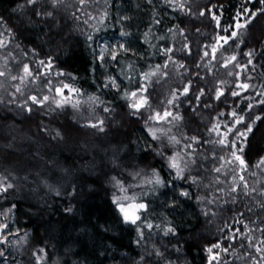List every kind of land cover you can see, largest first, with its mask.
<instances>
[{"label":"trees","instance_id":"trees-1","mask_svg":"<svg viewBox=\"0 0 264 264\" xmlns=\"http://www.w3.org/2000/svg\"><path fill=\"white\" fill-rule=\"evenodd\" d=\"M49 11L52 16L43 15ZM249 17L246 27L235 28ZM122 29L127 51L117 52L105 69L97 59L99 43ZM221 36L230 38L224 43ZM0 40L6 43L0 48V71L6 73L0 76V179L13 185L0 197V213L18 233L0 244V264H207L205 249L215 243L221 245L214 249L219 264H264V253L249 243V237L253 245L264 240V165L256 167L264 158V104L258 103L264 96L257 95L264 93V0H62L55 8L50 0H0ZM41 60L52 62L48 75H39L48 71ZM24 64L33 77L11 79L23 75ZM157 65L156 75L145 80ZM106 73L119 90L104 87ZM60 82L80 89L74 97L79 107L53 102L61 99L55 92ZM240 83L250 87L242 90ZM141 85L150 107L133 115L123 92ZM30 96L49 100L33 104ZM90 96L99 99L93 103ZM164 110L182 119H148ZM233 110L246 123L262 117L243 145L247 170L226 163L232 149L210 132L216 123L221 131L225 124L244 130L245 124H232ZM99 120L103 131L90 126ZM149 128L167 136L157 132L153 140ZM177 152L184 179H174L167 167L165 157ZM153 169L164 186L147 183ZM122 184L125 194L147 204L140 215L153 227L141 225L142 237L113 203ZM169 227L175 233L165 235Z\"/></svg>","mask_w":264,"mask_h":264},{"label":"snow or ice","instance_id":"snow-or-ice-1","mask_svg":"<svg viewBox=\"0 0 264 264\" xmlns=\"http://www.w3.org/2000/svg\"><path fill=\"white\" fill-rule=\"evenodd\" d=\"M62 2V0H50L51 6L53 8H55L58 4H60ZM85 0H80V3H84ZM168 2L171 4L173 3V0H168ZM27 3L29 5H35L38 3V0H27ZM178 7H180L181 9L184 7V4L182 2H180L178 4ZM243 13H248L249 10L247 8H244L242 10ZM204 13L202 12L201 15H203ZM37 16L42 15L41 12L37 11L36 12ZM43 15H47V16H52V12H46L43 13ZM255 14L253 13V16ZM213 19L216 21L217 26H219L220 23V19L218 16H216L214 13L212 14ZM95 19V18H93ZM251 22V17H249L247 20L244 21V23H239L237 22L235 24V28L239 29V28H244L247 26L248 23ZM85 23H87V21H85ZM100 24L104 23V18L101 17ZM158 23V21H157ZM229 27H233L232 25H229ZM97 31H99V29H96ZM225 32L228 31V28L226 27L224 29ZM236 31H233L230 33V37H235L236 36ZM121 35H126V33H121ZM229 36H221L219 37L220 40H223L224 43H227L229 38ZM87 39L89 41H91L93 39L92 35H88ZM6 43L4 40H0V48L5 47ZM120 49L127 51V49H124V45L121 44L119 45ZM103 51H109L107 48L102 49ZM213 53L216 51L215 47H213L212 49ZM118 53H116L115 51H109V56L112 60H115L117 58ZM205 56L209 55L208 52L204 53ZM246 55H248L249 57L252 56V52L247 53ZM97 59L99 60H103V54L99 55L97 57ZM236 57L232 56L229 58V61H235ZM248 63H251V60L248 61ZM39 64L42 65L44 68H46L48 71L47 72H42L39 73V75H48L49 72H51V69L53 68L52 62L51 60L45 62L43 60L39 61ZM225 67L227 66L226 64L224 65ZM164 67H167V65H164ZM237 67H240L239 65H237ZM245 68L247 67V65L244 66ZM160 66L157 65L156 66V70L155 71H150L147 73L143 74V78L145 80H149L151 76L156 75V73L159 71ZM22 72L23 75L22 76H12L11 79L13 80H20L23 81L26 77H33V72L30 68V66L28 64H24L22 67ZM6 73L4 71H0V76H5ZM56 76H67L68 80L70 81H75L76 77L73 76L71 73H64V72H56L55 73ZM113 87V88H117L119 90V85L116 83V80L114 78H110L108 82H106L104 84V87ZM238 88L242 89V90H247L250 85L247 83H240L237 85ZM65 91H67L68 95H65ZM185 93L187 92V88H185ZM16 92H20V88L17 87L16 88ZM56 95L61 97V99L57 100L55 98H53V102L56 103L57 107H63L64 105H70L73 108H77L79 107L80 101L79 99H75L74 97H78L80 96L82 93L80 91L79 88L74 87L73 84L71 83H64V82H60V86L58 88L55 89ZM147 92V87L145 85H141L138 87L137 90L134 91H124L123 92V96L122 98L128 101V107L130 109L133 110L132 114L135 115L136 113H138L142 108H146V107H150L149 104V99L146 95H144V93ZM240 92L237 91H233L231 93V95L233 96H238L240 95ZM223 95V92H218L216 99H219L220 96ZM257 95H262L264 96V93H257ZM90 101H92L93 103H95L99 98L98 97H92L90 96L88 98ZM251 99V98H249ZM28 100H31V102L33 104H38V105H42L44 102L49 100L48 96H43V97H37V96H30L28 97ZM27 103V101H26ZM169 104L173 103V100H169L168 101ZM258 103L260 104H264V99H261ZM249 108L252 107V105H248ZM28 111H31V108L27 109ZM105 112L109 111V109L107 107H105L103 109ZM221 115H223V113H221ZM230 115L233 117L232 120V124L233 125H240V124H245V129L244 130H239L238 128L235 127H229L227 124H225L223 126L224 130L221 131V125L220 123H216L214 124L211 129L210 132L214 133L217 137H219V139L216 141V143H218L219 145H222L224 147L230 148L232 149L230 152V159H228L226 161V163L228 164H232L233 162H236V164L242 169V170H247L248 165L247 162L244 160L243 158V151H244V142L247 141L248 135L253 131V125L262 119L261 116H255L254 119L252 120L251 123H246L244 116L243 115H238L237 112H235L234 110L230 113ZM149 120L155 121L157 123H170L172 120H180L182 119V117H180L178 114L174 115L172 111L170 110H164L163 112H154L152 115H150L148 117ZM104 124L103 120H99L96 123L91 124V127L94 128H98L100 131H103V127L102 125ZM148 132L151 136V138L153 140H157L159 139V137L157 136V132H161L163 135L167 136V133L164 132L163 129H153V128H149ZM235 132V136L229 140V136ZM192 141L199 143V141L197 140V138L195 136L190 138ZM170 142H173L175 144H180V141L176 139L175 136H171L169 137ZM240 141V146L237 147V142ZM186 147H191V145H187ZM159 155L163 156L164 154L161 152L159 153ZM165 159L167 160V167L171 170H173L175 172V176L173 177L174 179H184V167L181 166V160L183 159L180 155L179 152L171 155V156H166ZM221 159L223 160L224 158L221 157ZM260 165H264V158H261L260 161L257 163L256 167H259ZM223 165H221V167H217L215 169L216 172H220L222 169ZM240 180L244 181V177L241 175L240 176ZM147 183L149 184H156V185H160V186H164L165 184V180L160 176L159 172L155 169L152 170V179L148 180ZM193 183H195V180L193 179ZM13 185L11 183H8L6 178H2L0 179V197L3 196V194L7 193L9 191L10 188H12ZM244 188H247L248 185L245 182L243 185ZM119 190L122 192H126L127 189H125L122 185L119 186ZM232 191H236V188L234 187L232 189ZM181 195L183 196H188L189 193L188 192H182ZM124 201H127V203H124ZM113 203L116 205L118 211L120 212L123 221L125 223H130L132 225H137V231L138 234L142 237L143 236V230L141 225H143L144 227H147L148 229H151L153 227V225L151 223H145V220L142 218V216L140 215L141 212H145L147 211V204L143 203V202H137L135 197H129V196H123V197H114L113 199ZM15 208V205H12L11 208L9 209V211H11L12 209ZM71 209H68V211H70ZM6 218V214L4 213H0V244H8L9 243V239L8 237L10 235L16 234L18 235V233H13L11 231L10 225L9 223L3 222L4 219ZM138 222H140L138 224ZM168 233H175V229L172 227L167 228V230L165 231V235H167ZM231 239V238H230ZM251 237H249V243L250 246L255 248V251L257 253H264V248H262L260 245L264 244V240H261L259 242V244H252L251 243ZM214 249L216 250H221V245L220 243H215L211 246L206 247L205 251L208 253L207 256V264H219V251L214 252ZM41 252H43V249L40 250ZM222 251L227 252L228 249L224 248L222 249ZM159 254V253H157ZM4 253L3 251H0V256H3ZM40 258L38 257V260ZM260 260H264V256L260 257ZM254 264H259V261H255Z\"/></svg>","mask_w":264,"mask_h":264},{"label":"rangeland","instance_id":"rangeland-1","mask_svg":"<svg viewBox=\"0 0 264 264\" xmlns=\"http://www.w3.org/2000/svg\"><path fill=\"white\" fill-rule=\"evenodd\" d=\"M122 32L125 33V31L122 29L118 35L103 38L99 43V55L103 54L104 59L101 60V63L105 69L108 68L107 63L109 61H112V59L109 56V51H115L116 53L119 51H122V49H120V47H119V45H121V44L124 45V49H127V43L124 40L125 35H121ZM104 48H107L109 51H103L102 52V49H104ZM110 78H114V77L110 73H106V75L104 77V82L105 83L108 82ZM61 170H63V169L61 168ZM122 186L124 188H126L123 184H122ZM118 189H119V186H118ZM118 195H120L121 197H123V196L132 197V195H127V194H125V192H122V191H120V193H118ZM124 203H127V201H124Z\"/></svg>","mask_w":264,"mask_h":264}]
</instances>
